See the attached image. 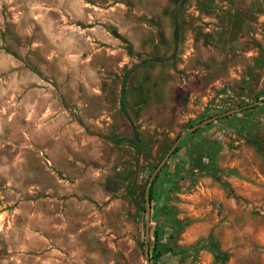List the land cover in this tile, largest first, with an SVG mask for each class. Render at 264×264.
<instances>
[{
    "label": "rangeland",
    "instance_id": "374dc122",
    "mask_svg": "<svg viewBox=\"0 0 264 264\" xmlns=\"http://www.w3.org/2000/svg\"><path fill=\"white\" fill-rule=\"evenodd\" d=\"M262 100L264 0H0V264H264Z\"/></svg>",
    "mask_w": 264,
    "mask_h": 264
},
{
    "label": "crops",
    "instance_id": "0c3cea01",
    "mask_svg": "<svg viewBox=\"0 0 264 264\" xmlns=\"http://www.w3.org/2000/svg\"><path fill=\"white\" fill-rule=\"evenodd\" d=\"M65 181L68 183L67 184V189L70 193L69 198L71 200H76V199H84V203L86 202L85 200L87 198H99L102 197V189L101 186H97L96 179L100 180L99 178H96L94 175L93 170H90L89 167L86 166L85 162L82 160H73L68 164L65 168ZM98 184L99 181H98ZM97 186V187H96ZM76 202V201H75ZM71 201L72 205L74 206L75 209H79L78 207L80 204H78V207L76 203ZM87 208V211H85V221L84 224H79V225H73L69 227V239L68 241L70 242L72 239L76 237V234L74 233L75 228H78L79 230L83 229L86 232H89V235L93 237V230L95 228V222L90 221L88 222V215L87 213L92 210L91 206H87V203L85 205L81 206V208ZM76 213V212H75ZM78 216V214L76 215ZM57 227H62L63 230H65V225H57ZM111 236V234H110ZM87 238V237H86ZM87 239H90L89 237ZM71 246V244H69ZM77 247V246H76ZM60 252V251H59ZM68 253L71 255V261H73V257L76 253V249H70L68 250Z\"/></svg>",
    "mask_w": 264,
    "mask_h": 264
},
{
    "label": "water",
    "instance_id": "95a60500",
    "mask_svg": "<svg viewBox=\"0 0 264 264\" xmlns=\"http://www.w3.org/2000/svg\"><path fill=\"white\" fill-rule=\"evenodd\" d=\"M254 103H264V100L256 101ZM248 105H251V104H248ZM248 105L231 108V109L225 110V111H223L221 113L215 114V115H213V116H211L209 118H206L204 120L198 121V122L190 125L184 132H182L181 134H179L178 136H176L174 138L173 142L168 147V149L166 150L164 155L161 157V159L159 160L158 164L154 167V169L152 170V172L149 175L148 180H147V184H146V188H145V194H144V208H143V211L145 213V221H144L145 233L147 232V226L149 224V216H150V201H149V197H148V186L151 183V181L154 179V177L156 176V174L159 171V169L161 168V166L166 162L167 158L172 153V151L175 148V146L177 145L179 139L183 135L187 134L188 132H192L197 126H199V125H201V124H203V123H205V122H207V121H209V120H211L213 118H216V117L222 116L224 114H228V113L240 110L241 108H244V107H246ZM144 261H145V264L148 261V253H147L146 242H145V248H144Z\"/></svg>",
    "mask_w": 264,
    "mask_h": 264
},
{
    "label": "trees",
    "instance_id": "16d2710c",
    "mask_svg": "<svg viewBox=\"0 0 264 264\" xmlns=\"http://www.w3.org/2000/svg\"><path fill=\"white\" fill-rule=\"evenodd\" d=\"M250 108H252V107H250ZM195 131V130H194ZM193 131V132H194ZM177 136V135H176ZM178 145L177 146H175V148L173 149V151H172V153L171 154H174L176 151H177V149H178ZM155 179H156V176H155V178L151 181V183L149 184V186H148V197H149V201H150V203H151V201H152V199H153V196H154V188H153V184H154V182H155ZM153 239H154V241H156V238H157V235H156V233L154 232L153 233Z\"/></svg>",
    "mask_w": 264,
    "mask_h": 264
}]
</instances>
